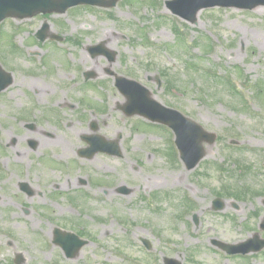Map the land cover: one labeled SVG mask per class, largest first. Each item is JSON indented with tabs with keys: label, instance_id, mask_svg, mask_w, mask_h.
Listing matches in <instances>:
<instances>
[{
	"label": "rangeland",
	"instance_id": "1",
	"mask_svg": "<svg viewBox=\"0 0 264 264\" xmlns=\"http://www.w3.org/2000/svg\"><path fill=\"white\" fill-rule=\"evenodd\" d=\"M165 2L78 5L0 23V64L13 76L0 91V264H264V248L227 255L211 243L264 238V5L204 8L186 22ZM44 21L65 46L37 44ZM97 43L114 59L90 55ZM84 71L94 78L83 83ZM114 74L216 134L198 165L177 159L170 129L118 109L125 98ZM90 120L118 139L121 156H78ZM143 193L156 194L159 208ZM216 196L222 210L212 209ZM55 226L88 243L65 257L52 243Z\"/></svg>",
	"mask_w": 264,
	"mask_h": 264
},
{
	"label": "water",
	"instance_id": "2",
	"mask_svg": "<svg viewBox=\"0 0 264 264\" xmlns=\"http://www.w3.org/2000/svg\"><path fill=\"white\" fill-rule=\"evenodd\" d=\"M117 0H0V21L5 17H27L39 12H64L68 7L87 3L91 5L112 7ZM264 5V0H170L167 2L170 10L183 17L188 21L196 18V13L204 7L212 6H235L240 8H252L256 5ZM48 30V24L44 23L38 31L41 39L45 38ZM92 53H102L112 59V53L109 52L102 44L89 47ZM93 76L92 73H86V78ZM116 85L124 94L126 101L122 105V111L128 115H143L152 121H157L171 127L175 133V143L179 149L180 157L184 161L186 168H193L198 161L204 156L205 151L203 142L212 143L214 133L207 132L203 127L194 120L184 116L179 111L168 108L155 100L150 91L140 83L127 79L123 76L116 75ZM12 82L11 73L5 72L0 66V89L5 88ZM94 130L96 126L92 127ZM89 147L80 150V154L91 156L96 151H107L112 154L120 155L118 142L105 140L98 135L85 137ZM122 191L124 189H121ZM214 209H221L222 201L215 199L213 201ZM264 229V219L260 224ZM55 242L61 246L66 257L73 258L79 249L86 244V240L80 239L71 232H62L55 228ZM213 243L225 250L227 253H249L264 248V239H261L256 233L253 237L248 238L237 244H227L218 240ZM148 246V243H145ZM166 264H180V262L167 258Z\"/></svg>",
	"mask_w": 264,
	"mask_h": 264
},
{
	"label": "bare ground",
	"instance_id": "3",
	"mask_svg": "<svg viewBox=\"0 0 264 264\" xmlns=\"http://www.w3.org/2000/svg\"><path fill=\"white\" fill-rule=\"evenodd\" d=\"M94 67V66H93ZM95 68V67H94ZM176 178V177H175ZM177 179V178H176Z\"/></svg>",
	"mask_w": 264,
	"mask_h": 264
}]
</instances>
